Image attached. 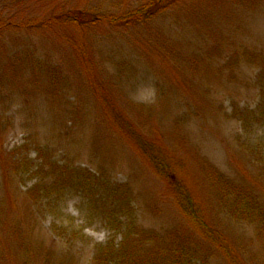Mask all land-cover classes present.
I'll return each instance as SVG.
<instances>
[{"label": "rangeland", "instance_id": "374dc122", "mask_svg": "<svg viewBox=\"0 0 264 264\" xmlns=\"http://www.w3.org/2000/svg\"><path fill=\"white\" fill-rule=\"evenodd\" d=\"M143 2L27 0L16 21ZM1 42L0 264H171L178 243L185 257L230 264L181 227L118 110L186 162L181 175L241 263L264 264V0H179L144 25L11 28ZM52 65L71 72L55 90ZM96 80L112 84L108 103ZM214 166L236 192L210 177ZM244 190L253 208L236 198Z\"/></svg>", "mask_w": 264, "mask_h": 264}, {"label": "trees", "instance_id": "16d2710c", "mask_svg": "<svg viewBox=\"0 0 264 264\" xmlns=\"http://www.w3.org/2000/svg\"><path fill=\"white\" fill-rule=\"evenodd\" d=\"M27 0H0V35L6 30L11 28H16L17 30L23 29H37V30H47L55 29L57 26H62L63 28H69L72 26H77L80 31L85 30L90 27V25H108L112 27H134L138 25H144L149 23V21L159 18L168 9L172 7L173 4L179 0H144V2L133 9H129L126 12L115 14L114 12H107L103 9L97 10H86L77 7H69L64 12L54 17H40L37 15H32L28 20L19 19L16 21L17 14L23 13V8ZM63 3V0H58ZM22 8V11H20ZM18 21L20 23H18ZM7 43V42H6ZM4 46V42H1ZM12 45V44H11ZM9 45V46H11ZM9 46L5 47L8 48ZM3 52V51H0ZM163 54V53H162ZM166 55V54H164ZM164 57L163 55L160 58ZM0 56V61H1ZM11 59V58H10ZM2 70H6V67H1ZM50 73L48 77V82H51V90L57 89L54 85L58 83L59 88L63 84L70 81L71 72L69 68L66 67H49ZM52 71V73H51ZM96 82L102 88L100 98L105 102L107 91L112 88V84L102 83L100 81ZM3 81L0 80V86H2ZM105 84V85H104ZM105 89V90H104ZM104 95V98L102 96ZM109 98V97H108ZM107 102V101H106ZM108 103V102H107ZM247 112H249L247 110ZM115 118L117 121V126L130 140H133L135 144V149L139 150L140 156L147 161L148 166L152 168L160 179L165 180L167 184V195H171L173 200L176 202L177 210H180V214L183 215L182 226L189 223L197 232L200 242H205L206 244L211 243L222 251L226 255L228 262L230 264H246V262L241 263L236 251L228 246L227 238L222 234L221 229L218 225L214 224L208 217L209 212L204 206V203L200 198L194 197V193L191 191V187L188 185L185 177L181 173H187L186 162L180 160L178 156L174 153H169L165 148L163 142H160L158 136L156 138L148 135L146 131L140 126L131 122L122 112L119 110L115 112ZM66 174L72 176V172L68 171ZM74 175V174H73ZM229 174L223 173L214 166L211 178L214 177L216 183L220 186L226 187L227 192L231 191L232 188L236 192L238 186L232 185L228 181ZM209 177V181L211 178ZM247 199L250 203V208H253L252 200L253 194L249 191H242L241 195L236 198ZM253 197V198H251ZM142 232L133 233L132 237L137 240V245L140 250H144L143 245H141L140 237L145 239L146 236H140ZM130 238V237H129ZM127 238V239H129ZM188 239L192 240L191 237ZM144 242V240H142ZM210 245V244H209ZM246 248L245 245H241V248ZM205 248V247H204ZM174 253L179 252L180 257L174 259L171 264H208V258L202 256V251L196 249L195 252L187 253L186 257L183 253L184 246L181 243L177 245L170 246ZM188 250V249H187ZM53 251L50 250V253ZM193 254V255H192ZM137 263H139L137 261Z\"/></svg>", "mask_w": 264, "mask_h": 264}]
</instances>
